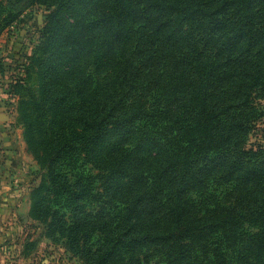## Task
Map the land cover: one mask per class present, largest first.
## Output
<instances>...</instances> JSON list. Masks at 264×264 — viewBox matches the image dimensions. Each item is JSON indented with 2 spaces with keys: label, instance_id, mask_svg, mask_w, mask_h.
Segmentation results:
<instances>
[{
  "label": "trees",
  "instance_id": "1",
  "mask_svg": "<svg viewBox=\"0 0 264 264\" xmlns=\"http://www.w3.org/2000/svg\"><path fill=\"white\" fill-rule=\"evenodd\" d=\"M109 1L124 8L104 20L108 82L92 94L90 120L79 115L81 141L124 132L103 161L119 159L105 170L133 196L120 189L119 206L95 216L103 239L87 254L110 264H264V171L225 173L227 187L218 185L229 161L245 164L241 149L232 153L264 119L235 117L253 90L264 96V0ZM159 182L167 189L151 191ZM201 182L203 197L190 188Z\"/></svg>",
  "mask_w": 264,
  "mask_h": 264
},
{
  "label": "rangeland",
  "instance_id": "2",
  "mask_svg": "<svg viewBox=\"0 0 264 264\" xmlns=\"http://www.w3.org/2000/svg\"><path fill=\"white\" fill-rule=\"evenodd\" d=\"M254 6L261 10L262 3ZM123 8L109 0H0V264H110L95 263L87 253L103 239L92 226L95 216L111 212L118 191L133 196L127 179L122 184L105 170L119 159L103 161L125 136L104 132L82 143L79 115L90 120L92 94L108 82L104 20ZM236 113L242 120L264 118V96L253 90ZM262 121L243 137L244 152L239 146L232 153L241 149L245 164L236 168L229 161L220 188L242 169L264 171V149L251 148L264 145ZM134 148L120 154L128 158ZM169 151L176 155L177 145ZM203 182L190 187H200L201 197ZM156 185L151 191L167 189Z\"/></svg>",
  "mask_w": 264,
  "mask_h": 264
}]
</instances>
